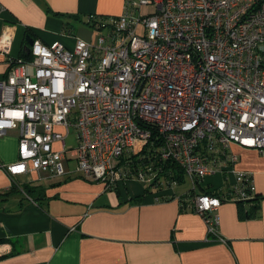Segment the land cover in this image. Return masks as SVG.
I'll list each match as a JSON object with an SVG mask.
<instances>
[{
	"label": "built area",
	"instance_id": "built-area-1",
	"mask_svg": "<svg viewBox=\"0 0 264 264\" xmlns=\"http://www.w3.org/2000/svg\"><path fill=\"white\" fill-rule=\"evenodd\" d=\"M144 5L155 10L142 14ZM94 29V41L68 48L33 39L28 58H9L0 135L18 129L19 136L8 174L62 176L69 153L75 170L104 188L128 178L149 184L150 168L134 174L123 162L156 155L178 163L194 186L230 169L229 198L253 197L251 175L233 168L230 144L264 151V0H125L120 15L99 18ZM11 41L6 27L1 53ZM70 134L75 144L67 146ZM223 199L193 196L210 235L217 236Z\"/></svg>",
	"mask_w": 264,
	"mask_h": 264
},
{
	"label": "crops",
	"instance_id": "crops-1",
	"mask_svg": "<svg viewBox=\"0 0 264 264\" xmlns=\"http://www.w3.org/2000/svg\"><path fill=\"white\" fill-rule=\"evenodd\" d=\"M124 3L0 0V34L6 27L12 33L9 54L0 52V80L9 58L21 56L26 34L72 48L79 38L95 40V29L84 20L118 16ZM18 136V129L0 135V193L17 188L0 195V264H264V151L230 144L238 156L233 168L250 173L258 198L237 202L225 196L215 211V236L194 210L193 196L205 188L228 193L234 182L230 169L183 188L185 176L159 188L136 178L104 188L76 171L68 153L62 176L36 171L11 176L5 166L18 159ZM23 184L30 186L28 195Z\"/></svg>",
	"mask_w": 264,
	"mask_h": 264
},
{
	"label": "trees",
	"instance_id": "trees-1",
	"mask_svg": "<svg viewBox=\"0 0 264 264\" xmlns=\"http://www.w3.org/2000/svg\"><path fill=\"white\" fill-rule=\"evenodd\" d=\"M105 17L106 16L89 17L88 19L84 20L83 23H85L91 28H94V24L99 20V18H105ZM65 28L67 29L66 24H65ZM18 57L25 59V58H28L29 55L26 50H23V52L21 53V56H18ZM151 139H155V142H154L155 146L160 144L162 139L157 133L156 129L155 131L152 132ZM143 152H146V148H144ZM128 160L129 161H126L123 163L125 164L126 169L132 170V173L136 174L140 170L149 172L148 168H150V171L154 173L153 180L149 184H147V186H153L155 188L156 187L159 188L163 185L164 182L169 184L170 180H174L175 184L181 183L184 180L185 175L183 173V170L179 166V164L176 163L175 161L162 160L156 155H154L153 157L145 156L143 158H139L138 155H130V157H128ZM16 189H17L16 186L12 185L11 189L8 192L0 193V195H7V194L17 192ZM21 191H23L24 193L28 195L30 192L29 184H23L21 186ZM204 191L208 193H212L217 196H221V197L222 196L230 197L232 194L231 189L226 194H221V193H218L217 191L209 190L207 188H205ZM257 198H258V194L255 192L254 196L251 198H248L246 200H235V201L244 202V201H250L253 199H257Z\"/></svg>",
	"mask_w": 264,
	"mask_h": 264
},
{
	"label": "rangeland",
	"instance_id": "rangeland-1",
	"mask_svg": "<svg viewBox=\"0 0 264 264\" xmlns=\"http://www.w3.org/2000/svg\"><path fill=\"white\" fill-rule=\"evenodd\" d=\"M155 10V6H151V5H144L142 8H141V10H140V12L142 13V14H148L149 12H153ZM106 32V30H101V33H105ZM73 144V134H70V135H68L67 136V138H66V145L67 146H71ZM189 179L187 178V177H185V182H183V183H181V185H183L182 187H180V188H183V187H187V185H189L190 183H189Z\"/></svg>",
	"mask_w": 264,
	"mask_h": 264
},
{
	"label": "water",
	"instance_id": "water-1",
	"mask_svg": "<svg viewBox=\"0 0 264 264\" xmlns=\"http://www.w3.org/2000/svg\"><path fill=\"white\" fill-rule=\"evenodd\" d=\"M33 38L29 35L26 34L25 35V45H24V50L28 51L29 49V45L32 44Z\"/></svg>",
	"mask_w": 264,
	"mask_h": 264
}]
</instances>
